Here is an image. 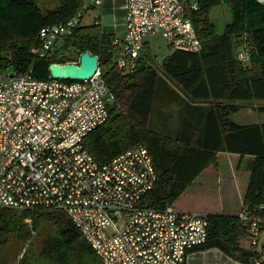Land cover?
<instances>
[{"label":"trees","instance_id":"obj_1","mask_svg":"<svg viewBox=\"0 0 264 264\" xmlns=\"http://www.w3.org/2000/svg\"><path fill=\"white\" fill-rule=\"evenodd\" d=\"M95 1L0 0V73H23L33 67L37 79L47 80L52 64H79L86 52L97 56L114 102L109 120L86 140L89 153L105 163L138 144L146 146L157 172L155 189L146 197V204L160 210L198 208L208 221V241L192 253L218 249L240 264H264L262 252L250 244L239 215L220 211L218 189L217 205L212 206L215 211H209L203 203L210 181L203 188L195 184L207 169L214 167L219 172L220 153L247 158L244 168L250 179L244 208L264 217V210L259 209L264 206V124L240 126L232 119L243 108L237 103L264 101V6L258 0H195L198 10L191 9L189 18L202 50H174L161 70L152 65L149 52L136 71L118 69L116 38L96 22L75 29L58 42L53 54L45 58L33 54L41 28L66 22L79 13L84 17L83 11L96 8ZM222 5L230 9L233 20L218 35L211 13ZM241 47L250 53L247 63L238 58ZM71 49L78 53L75 60L67 56ZM177 100L184 116L180 130H152L156 104L165 108ZM199 188V195H189ZM46 224L53 233L46 234ZM36 235L43 236V242L35 263L102 264L66 214L0 210V248L12 242L29 246ZM242 241H248V248ZM18 264L32 262L23 257Z\"/></svg>","mask_w":264,"mask_h":264},{"label":"built area","instance_id":"obj_2","mask_svg":"<svg viewBox=\"0 0 264 264\" xmlns=\"http://www.w3.org/2000/svg\"><path fill=\"white\" fill-rule=\"evenodd\" d=\"M258 3L264 6V0ZM191 9L198 10L195 0H127L125 37L115 41L117 68L136 71L146 43L158 34L174 50L201 52ZM82 18L79 13L41 28L33 54H53L58 42L82 26ZM238 58L249 62V51L241 47ZM113 102L100 67L84 81L40 80L33 67L5 74L0 83V210L66 214L102 264H187L208 241V221L198 212L146 204L157 181L147 147L138 144L105 163L86 147L90 134L109 120ZM238 215L264 261V217L249 208Z\"/></svg>","mask_w":264,"mask_h":264},{"label":"crops","instance_id":"obj_3","mask_svg":"<svg viewBox=\"0 0 264 264\" xmlns=\"http://www.w3.org/2000/svg\"><path fill=\"white\" fill-rule=\"evenodd\" d=\"M126 5L127 0H103V4L100 7H96L95 9H100L102 16L98 19H95L93 23L96 22L105 33L114 35L116 41L122 42L123 38L125 37L126 33ZM103 18V19H102ZM149 43L147 42L144 48V56L148 51ZM172 49V48H171ZM174 51V49H172ZM143 56V57H144ZM176 94H180L176 87ZM173 95V94H170ZM177 97V95L175 96ZM177 103L168 105L171 107L169 117L170 118V125L167 127L165 112L160 113L158 115V121L153 122L154 130L158 132L164 131H172L178 132L180 130V126L182 124L183 115L181 113L182 105H180L179 101ZM238 105H242L243 108L238 112L235 113L234 117L232 118L233 121L240 126H250L256 124H264V119H261V116L257 114V110L260 111L264 107L259 106L258 102H248V103H237ZM261 112V111H260ZM264 113V112H263ZM154 116V115H153ZM153 121V118H152ZM167 127V129H166ZM221 157H225V159L229 162V167L233 171L232 177H227L222 173V168L220 167L219 163V174L216 175L215 172H211V174H207L210 172V169H207L196 181L195 184L200 185L203 187L212 178H217L218 180V194L221 196L222 200L220 203L221 209L220 211L224 213L226 209H232L231 213H227V215H238L244 208V197L248 188V183L250 179V174L248 172L237 171L238 168L242 170L245 166L247 158L241 160V158L234 154H227V153H220L218 157V161ZM214 168V167H213ZM216 171V168H214ZM215 175V176H214ZM194 184V185H195ZM189 191V190H188ZM201 189L199 188L197 191L192 192L189 194L191 196L199 195ZM189 193V192H187ZM220 198V199H221ZM179 210L185 211H196L199 213L204 212L198 208H189V207H182ZM205 255L207 258L202 257ZM187 264H240L231 258L224 255L218 249H211L207 251H199L190 254Z\"/></svg>","mask_w":264,"mask_h":264},{"label":"rangeland","instance_id":"obj_4","mask_svg":"<svg viewBox=\"0 0 264 264\" xmlns=\"http://www.w3.org/2000/svg\"><path fill=\"white\" fill-rule=\"evenodd\" d=\"M49 1L50 0H45L46 3H48ZM87 4L91 5V2H89ZM190 12H191V10L189 11V13ZM83 15H84V17L82 18V26H90L93 24L95 19L99 20V17L102 16L100 9H90L89 11H83ZM211 18L216 25V31H217L218 35L223 34L225 27L228 24L232 23V20H233L232 19V13H231L230 9L226 6H223V5L213 9V11L211 13ZM148 43H149L148 51L153 56V57L152 56L151 57L154 61V63H152V65H154L158 70L159 69L161 70L162 63H163L164 59L167 56H169L173 50L168 45L167 41L164 39L162 34H158L157 36L149 39ZM67 56L75 60L78 57V53L74 49H71L67 52ZM4 78H5V74L0 73V83L4 80ZM257 102H258L259 106L264 107V101H257ZM171 110H172L171 107L169 108V107L165 106V108H163L160 106V103L156 104L154 116H153V121H152V130L155 129L153 126V122L155 123L158 121V115L160 116V113L165 112V114H166L165 116H167L166 117V122H167L166 126L168 127L170 125L169 123L171 121L170 120L171 116L169 117V113L175 112L174 110L173 111H171ZM256 112L258 115L261 116V119H264V113L263 112H260L258 110ZM234 116L235 115L233 114L232 118H235ZM219 163H220V167L222 168V173L224 175H226L227 177H232L233 171L229 167L228 160L225 159V157H221L219 159ZM211 168L212 169H210V172L207 174H211V172H215L216 175L219 174L218 171H214L215 169L213 167H211ZM237 171L245 172V168L243 167L242 170H240L238 168ZM207 185H211L212 189L211 188L208 189L206 196H204L205 200H204L203 204L205 206H208L209 211H215V210H213L212 206H214V205L216 206L217 202H218V199L216 198L217 197L216 196V194H217L216 190L219 188L217 178L216 179L212 178L210 183ZM213 185H215V186L213 187ZM197 186H200V185H197ZM193 190H194V188L191 189V191H193ZM209 193H210V196H208ZM220 198H221V196L219 195V199ZM221 200H222V198H221ZM232 211H233L232 209H226L224 211V214L231 213ZM44 228H45L46 234L47 233H53V229L50 225L46 224ZM42 242H43V236L36 235L33 237L31 244H29V246H24L22 244L12 242L9 245L0 248V264H18L19 261L23 257H25V259H27L29 261L31 260L32 264H54L52 262H45V261L43 262L40 260H39V263H35V262H38ZM241 245L244 248H248V246H249L248 241H242ZM202 257L207 258L205 255H203Z\"/></svg>","mask_w":264,"mask_h":264},{"label":"water","instance_id":"obj_5","mask_svg":"<svg viewBox=\"0 0 264 264\" xmlns=\"http://www.w3.org/2000/svg\"><path fill=\"white\" fill-rule=\"evenodd\" d=\"M99 58L90 52L83 53L79 64H52L50 73L53 79L84 81L91 79L98 71Z\"/></svg>","mask_w":264,"mask_h":264}]
</instances>
